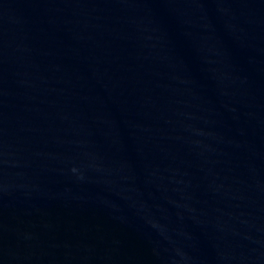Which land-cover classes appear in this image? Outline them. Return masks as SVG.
<instances>
[{"label":"water","instance_id":"95a60500","mask_svg":"<svg viewBox=\"0 0 264 264\" xmlns=\"http://www.w3.org/2000/svg\"><path fill=\"white\" fill-rule=\"evenodd\" d=\"M0 264H264V0H0Z\"/></svg>","mask_w":264,"mask_h":264}]
</instances>
